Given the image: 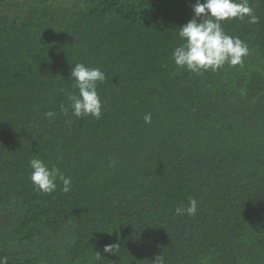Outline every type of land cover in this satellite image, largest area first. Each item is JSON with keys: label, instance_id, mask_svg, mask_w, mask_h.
<instances>
[{"label": "trees", "instance_id": "1", "mask_svg": "<svg viewBox=\"0 0 264 264\" xmlns=\"http://www.w3.org/2000/svg\"><path fill=\"white\" fill-rule=\"evenodd\" d=\"M194 3L0 0L8 264H264V0H248L258 23L222 22L243 65L201 74L172 59ZM77 63L105 73L99 119L61 111ZM33 158L71 190L35 191ZM190 199L196 214L177 215Z\"/></svg>", "mask_w": 264, "mask_h": 264}, {"label": "clouds", "instance_id": "2", "mask_svg": "<svg viewBox=\"0 0 264 264\" xmlns=\"http://www.w3.org/2000/svg\"><path fill=\"white\" fill-rule=\"evenodd\" d=\"M193 16L178 29V38L183 41L172 53L174 64L190 73L201 74L204 71H218L225 64L229 66L243 65V58L249 54L247 44L239 37L225 32L222 22L230 19L258 23L259 18L248 0H195L192 5ZM70 77L73 80V91L67 95L68 107L62 103L61 111L65 114L68 108L76 117L93 116L99 119L102 115L103 103L98 94V84L106 79L100 68L88 67L84 63L72 65ZM46 116L54 118L55 114L48 111ZM145 123H151V114H145ZM32 169L30 180L34 190L52 193L57 188V180L62 182V191L71 190V177H66L56 166L49 167L43 160L33 158L29 161ZM198 203L190 199L187 207H177V215L194 216ZM118 244H107L104 252L114 253ZM99 258V256L97 257ZM0 264H8L7 256H0ZM163 264V258H159Z\"/></svg>", "mask_w": 264, "mask_h": 264}]
</instances>
